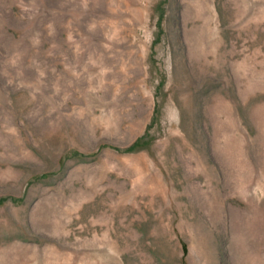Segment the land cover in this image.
I'll use <instances>...</instances> for the list:
<instances>
[{"label":"rangeland","instance_id":"obj_1","mask_svg":"<svg viewBox=\"0 0 264 264\" xmlns=\"http://www.w3.org/2000/svg\"><path fill=\"white\" fill-rule=\"evenodd\" d=\"M0 264H264V0H0Z\"/></svg>","mask_w":264,"mask_h":264}]
</instances>
